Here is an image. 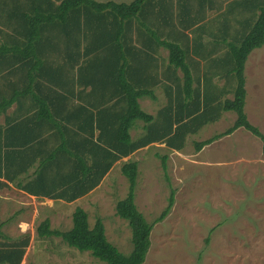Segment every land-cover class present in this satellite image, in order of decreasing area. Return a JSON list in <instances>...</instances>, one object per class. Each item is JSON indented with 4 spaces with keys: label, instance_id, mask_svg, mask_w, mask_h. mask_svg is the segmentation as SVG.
<instances>
[{
    "label": "trees",
    "instance_id": "trees-1",
    "mask_svg": "<svg viewBox=\"0 0 264 264\" xmlns=\"http://www.w3.org/2000/svg\"><path fill=\"white\" fill-rule=\"evenodd\" d=\"M263 47L264 0H0V190L14 184L72 203L124 158L156 143L181 151L226 112L235 113L233 124L195 142L196 152L241 128L264 151V134L246 113L244 74ZM160 88L167 102L149 114L141 100H157ZM137 122L143 132L134 138ZM160 158L167 173L168 157ZM121 173L129 187L116 214L131 229L130 255L108 240L101 218L91 227L81 207L70 230H52L45 220L37 237H61L105 264H144L176 192L149 223L135 201L139 163L128 160ZM4 226L0 220V264H22L31 236L9 237Z\"/></svg>",
    "mask_w": 264,
    "mask_h": 264
},
{
    "label": "rangeland",
    "instance_id": "rangeland-1",
    "mask_svg": "<svg viewBox=\"0 0 264 264\" xmlns=\"http://www.w3.org/2000/svg\"><path fill=\"white\" fill-rule=\"evenodd\" d=\"M97 1L129 4L134 0ZM255 51L244 73L249 90L246 113L249 121L264 134V47ZM156 96L158 101H141L142 108L154 115L165 99L162 91L156 92ZM235 119L234 112H226L219 122L190 136L181 151L151 145L128 158L139 163L135 201L149 223L155 222L166 208L171 190L176 192L170 215L153 228L144 264H264L263 142L241 128L200 152L195 150V142L224 132ZM136 124L131 132L134 138L143 132V123ZM164 155L168 157L167 173L160 158ZM125 161L82 204L90 226L101 218L108 240L121 253L130 255L133 251L131 229L116 214L117 202L128 193V180L121 173ZM14 191L7 192L8 205H13V199L14 202L24 200L21 207L27 205L32 218L29 201L14 198ZM12 209L7 207L4 216L11 214ZM48 210L44 208L36 220V234L32 235L36 241L32 242L31 236L22 264H105L89 252L69 247L61 237L47 238L43 243L36 229L46 216L53 219L52 230L65 232L73 227L70 207H57L62 213L60 216ZM7 232L14 237L23 235L17 230Z\"/></svg>",
    "mask_w": 264,
    "mask_h": 264
},
{
    "label": "crops",
    "instance_id": "crops-1",
    "mask_svg": "<svg viewBox=\"0 0 264 264\" xmlns=\"http://www.w3.org/2000/svg\"><path fill=\"white\" fill-rule=\"evenodd\" d=\"M254 51L251 53V55H253L254 53L257 52V51H255V52ZM165 53H166V51L163 50V55L164 56H165ZM246 63H247V65L249 64V58H248ZM245 68H246V66H245ZM247 73H248V71H247ZM158 91H162L163 95H164V91H163L162 88L158 89L156 92H158ZM248 95H249V90L247 88V97H248ZM164 97H165V95H164ZM230 98H232V96H230ZM146 100L152 101L150 99H146ZM155 101H158V98ZM155 101H153V102H155ZM166 101L167 100H166V97H165L164 101L161 103L162 106L158 107L157 111L164 106ZM157 111H156V113H157ZM152 115H154V112H152ZM1 120L4 121V117L3 116L0 117V123H3ZM153 146H162V145L156 143V144H153ZM173 151H175V150H173ZM123 160L127 161L128 158H124ZM123 160H121L120 162H122ZM118 164H116V166ZM34 170L35 169H31L28 174H25V175L22 176V179H27L28 176L30 177L33 174ZM11 190H15L13 192V197L14 198L25 199V200L29 201L28 204L31 205V209H32V211H31L32 218L30 217V214H29V212H30L29 207L27 205H24L26 207H21L23 205V201L24 200L23 201L20 200V201H15L14 202V199H13V201L11 203L13 205H10V206L8 205L9 201H8V198H7V192H9ZM94 192H95V190L93 192H91L90 194H88V195H86V196H84V197H82V198H80V199H78V200H76V201H74L72 203H69V202H65L63 200L54 201V200H50L48 198H36L34 196H31V195L25 193L24 191H22V190H20L18 188H16V186L14 184H11V188L0 190V220H1V222H3L5 224L3 231H4V233L7 236L12 237V238H17V237H14V235L9 234L7 231H9V230L10 231L17 230L21 234H29L30 236H32V235L36 234L35 231H34V229L36 228L35 227L36 226V220H37L39 214L42 212V210H44V208L45 209L49 208V210H48L49 213L52 212V213H55V214H59V216H60V215H62V213H61V211L57 210V207H61V209H63V208H66V206H68V207H70V210H69L70 213L73 214V212L78 207H81V208L84 209V205L82 203L85 202L86 200H88L89 198H91L92 195L94 194ZM24 204H25V202H24ZM7 207H12L13 211H12L11 214L4 216V212H6L5 210H6ZM53 210H56V211L54 212ZM45 220L50 221V225H51V229H52V227H53V219L48 217V216H46ZM45 220H43V221H45ZM53 230H55V229H53ZM46 239H40V240H42V242L44 243V242H47L49 240V238H48V240H46ZM34 241H36V240L32 236V242H34Z\"/></svg>",
    "mask_w": 264,
    "mask_h": 264
}]
</instances>
